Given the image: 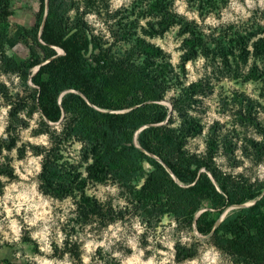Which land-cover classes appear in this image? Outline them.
<instances>
[{"label": "rangeland", "instance_id": "rangeland-1", "mask_svg": "<svg viewBox=\"0 0 264 264\" xmlns=\"http://www.w3.org/2000/svg\"><path fill=\"white\" fill-rule=\"evenodd\" d=\"M61 2L66 22L112 53H124L137 37L162 48L179 79L161 102L178 126L173 103L189 94L187 111L201 127L186 137L184 150L200 158L211 154L225 173L264 187V58L253 52L255 40L264 36V0H171L182 22H193L203 34L233 39L237 31L255 32L245 59L235 50L228 61L199 54L186 62L190 35L178 24L152 34L149 0ZM38 5V0L11 2L6 54L17 62L29 57L25 28L35 23ZM54 47L58 55L64 53ZM103 52L93 48L89 54ZM3 60L0 54V264H76L68 251L74 247L86 264H241L185 220L170 214L153 218L139 207L137 192L95 164L94 144L67 129L68 116L53 121L42 115L31 80L38 65L27 76ZM46 157L80 172L86 194L102 204L107 218H79L75 198L45 192L39 174ZM144 168L151 166L145 162ZM146 180L145 174L132 184L139 188Z\"/></svg>", "mask_w": 264, "mask_h": 264}, {"label": "trees", "instance_id": "trees-1", "mask_svg": "<svg viewBox=\"0 0 264 264\" xmlns=\"http://www.w3.org/2000/svg\"><path fill=\"white\" fill-rule=\"evenodd\" d=\"M149 1L148 15L155 18L149 24L152 34L178 24L182 33L190 35L184 44V62L199 54L226 61L235 50L242 59L250 54L255 32L237 31L233 39L220 33L203 34L193 22H182L171 0ZM11 2L0 0V54L8 69L27 76L32 67L40 65L31 80L42 115L53 121L68 116L71 134L94 144L95 164H101L128 191L137 192L139 207L150 216L170 214L185 220L198 233L210 235L235 262L264 264V187L225 173L213 164L211 154L200 158L184 150L186 137L199 133L201 127L187 111L189 94L173 103L181 118L178 126L173 125L169 107L161 102L179 79L163 49L137 37L124 53H112L86 30L66 22L61 0H48L39 35L46 0H38L35 23L25 28L31 40L29 57L17 62L6 54ZM54 46L64 53L58 55ZM93 48L103 50V55L89 54ZM253 52L264 58V36L255 40ZM48 159L39 174L43 190L55 197L75 198L79 218H107L102 204L86 194L80 172L60 165L58 158ZM145 162L151 166L148 171ZM145 174V184L136 188L134 179ZM232 205L240 207L228 211L216 226ZM68 249L76 264H86L75 247Z\"/></svg>", "mask_w": 264, "mask_h": 264}, {"label": "water", "instance_id": "water-1", "mask_svg": "<svg viewBox=\"0 0 264 264\" xmlns=\"http://www.w3.org/2000/svg\"><path fill=\"white\" fill-rule=\"evenodd\" d=\"M47 11H48V0H46V11H45L44 20H43V23H42V26H41V30H40L39 35H41L42 29H43V25H44V22H45V17H46V15H47ZM39 66H40V65H38V68H39ZM209 174H210V176L212 177L211 173H209ZM212 178H213V177H212ZM244 205H247V203H246V204H242L241 206H244ZM237 207H240V206H239V205H232V206L228 207V208L225 210V212L222 214V216L219 218V220H218L216 226L219 224V222L223 219V216H224L228 211H230V210L233 209V208H237Z\"/></svg>", "mask_w": 264, "mask_h": 264}]
</instances>
